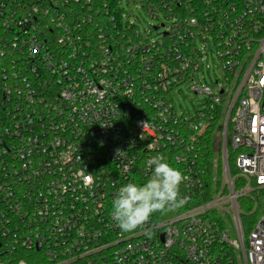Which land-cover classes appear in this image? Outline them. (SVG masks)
Here are the masks:
<instances>
[{"label":"built area","instance_id":"2783aa9c","mask_svg":"<svg viewBox=\"0 0 264 264\" xmlns=\"http://www.w3.org/2000/svg\"><path fill=\"white\" fill-rule=\"evenodd\" d=\"M132 4L167 23L142 29ZM159 155L184 204L123 233L111 202ZM0 264H264V0H0Z\"/></svg>","mask_w":264,"mask_h":264},{"label":"clouds","instance_id":"9594fccd","mask_svg":"<svg viewBox=\"0 0 264 264\" xmlns=\"http://www.w3.org/2000/svg\"><path fill=\"white\" fill-rule=\"evenodd\" d=\"M146 167L150 173L147 179L122 185L111 202V216L123 233L137 229L157 211L184 204L179 195L184 176L178 168L162 155L149 158Z\"/></svg>","mask_w":264,"mask_h":264},{"label":"rangeland","instance_id":"374dc122","mask_svg":"<svg viewBox=\"0 0 264 264\" xmlns=\"http://www.w3.org/2000/svg\"><path fill=\"white\" fill-rule=\"evenodd\" d=\"M127 12L131 14L132 18H136V20L140 22L139 24L142 29L146 28L148 31L152 28V26L167 23V20L163 16L159 19L153 18L151 15L147 14L141 8L136 7L134 4L131 5V8L127 9ZM163 30L164 28H160V32ZM152 36H157L155 31L152 33ZM210 49L211 45H208V49L204 51L206 62L204 67L199 72V78L202 83L209 85L214 91H216L219 89V85L224 81V77L218 70V63L213 61ZM207 65L209 66L208 68ZM218 79H220V82L217 84L216 80ZM204 100V96H197L188 84L183 85L181 87V91L174 93V102L178 112H189L193 114L196 110L202 107ZM224 106L227 107V102H224ZM243 207L246 212L249 211V205L246 201H244Z\"/></svg>","mask_w":264,"mask_h":264},{"label":"trees","instance_id":"16d2710c","mask_svg":"<svg viewBox=\"0 0 264 264\" xmlns=\"http://www.w3.org/2000/svg\"><path fill=\"white\" fill-rule=\"evenodd\" d=\"M201 145L204 154L202 165L205 168V176L207 181H210L212 177L216 176L221 178L223 172V160L221 147L218 141V135L216 134L215 124L205 133L202 138ZM228 161L231 169V174L232 176H235L236 171L234 169L232 158L229 157Z\"/></svg>","mask_w":264,"mask_h":264}]
</instances>
